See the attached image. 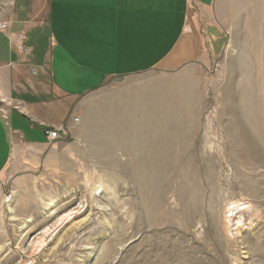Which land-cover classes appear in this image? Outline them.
I'll list each match as a JSON object with an SVG mask.
<instances>
[{
    "label": "rangeland",
    "instance_id": "1",
    "mask_svg": "<svg viewBox=\"0 0 264 264\" xmlns=\"http://www.w3.org/2000/svg\"><path fill=\"white\" fill-rule=\"evenodd\" d=\"M201 10L147 68L89 88L57 57L69 99L47 76L32 91L37 27L5 23L0 264H264V0ZM43 103L69 111L40 112L55 141L10 116Z\"/></svg>",
    "mask_w": 264,
    "mask_h": 264
},
{
    "label": "crops",
    "instance_id": "2",
    "mask_svg": "<svg viewBox=\"0 0 264 264\" xmlns=\"http://www.w3.org/2000/svg\"><path fill=\"white\" fill-rule=\"evenodd\" d=\"M213 3L215 0H208L204 5L197 0L192 3L189 0H0V24L7 23L10 30L18 29L17 32L27 35L33 33L30 31L31 27H37V41L29 45L33 52L30 62L37 79L30 88L38 95L37 86L42 87L43 77L47 76L52 82L54 98L69 99L74 96L77 98L81 93L65 91L61 86L55 85L57 78L54 66L57 57L67 61L69 66L80 68V73L72 72L71 78L76 77L82 82V74L83 87L92 86L90 83L95 78L105 81L111 76L134 73L138 67L147 68L152 64L150 56H159L162 43L169 44L174 41L173 44H177L193 10L201 13V9H206V6ZM27 9L29 12L26 13ZM43 12L48 38L41 32ZM27 17L31 24L23 22ZM21 23L25 24L26 33L20 29ZM7 47L6 38L0 34V66L6 64L3 58L10 59V50ZM147 49L151 51L145 52ZM2 83L7 88V94L13 96L14 90L8 84L9 78L1 76L0 84ZM83 90L86 91L85 88ZM0 95L5 97L1 90ZM51 110L52 116L59 121L63 111L57 114L55 106L48 103L40 106L37 104L32 108L26 106L25 112L12 111L10 116L20 118L28 131L38 128L43 135L44 122L41 116ZM67 114L69 111L66 108L63 116ZM63 116L60 120H63ZM2 119L0 116V148L6 146L8 153L3 155L0 152V174L8 166L13 143L12 138H7L8 135H2ZM58 121L55 124L66 123ZM4 125L8 126L7 123ZM14 132H18L17 129ZM22 139L25 143L33 144L26 141L23 135Z\"/></svg>",
    "mask_w": 264,
    "mask_h": 264
},
{
    "label": "built area",
    "instance_id": "3",
    "mask_svg": "<svg viewBox=\"0 0 264 264\" xmlns=\"http://www.w3.org/2000/svg\"><path fill=\"white\" fill-rule=\"evenodd\" d=\"M7 26L5 24L0 25V30H5ZM22 50V48H20ZM44 135L47 136L51 141H55L56 139H59V134L56 132V130H52L50 128H45ZM59 132V131H58Z\"/></svg>",
    "mask_w": 264,
    "mask_h": 264
},
{
    "label": "bare ground",
    "instance_id": "4",
    "mask_svg": "<svg viewBox=\"0 0 264 264\" xmlns=\"http://www.w3.org/2000/svg\"><path fill=\"white\" fill-rule=\"evenodd\" d=\"M60 195V194H59Z\"/></svg>",
    "mask_w": 264,
    "mask_h": 264
}]
</instances>
